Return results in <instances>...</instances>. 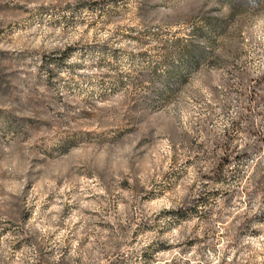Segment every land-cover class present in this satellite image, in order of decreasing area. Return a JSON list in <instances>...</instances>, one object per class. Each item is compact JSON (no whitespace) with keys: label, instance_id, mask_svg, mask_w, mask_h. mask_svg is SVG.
Segmentation results:
<instances>
[{"label":"clouds","instance_id":"clouds-1","mask_svg":"<svg viewBox=\"0 0 264 264\" xmlns=\"http://www.w3.org/2000/svg\"><path fill=\"white\" fill-rule=\"evenodd\" d=\"M0 264H264V0H0Z\"/></svg>","mask_w":264,"mask_h":264}]
</instances>
